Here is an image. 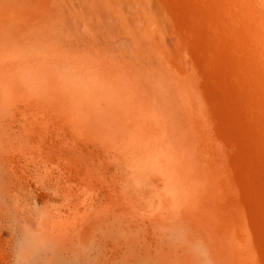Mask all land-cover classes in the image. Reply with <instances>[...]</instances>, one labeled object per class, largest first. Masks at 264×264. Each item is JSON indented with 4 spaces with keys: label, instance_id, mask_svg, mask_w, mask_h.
Returning <instances> with one entry per match:
<instances>
[{
    "label": "bare ground",
    "instance_id": "bare-ground-1",
    "mask_svg": "<svg viewBox=\"0 0 264 264\" xmlns=\"http://www.w3.org/2000/svg\"><path fill=\"white\" fill-rule=\"evenodd\" d=\"M252 1L248 0L247 5ZM258 1L261 5H264V0ZM175 2L174 0H165V6L173 11L176 7ZM240 2L242 1L240 0ZM225 3L226 6L229 5V1L226 0ZM244 4L246 5V2ZM37 5L33 0H0V39L9 41L25 40L33 36V19L38 18L40 10ZM188 5H182L183 10L186 12L191 8L190 5L188 8ZM240 8H238V11ZM262 10L259 13L263 12ZM223 12L225 13V11ZM242 13L241 17H243ZM44 14L46 15V11ZM213 16L215 17V15ZM249 16L251 15L248 13L246 21L250 20ZM229 18L231 17L229 16ZM237 19L240 20V18ZM234 20H236V17ZM237 21L235 24L238 23ZM232 22L234 23L233 20ZM187 23L186 21L185 24ZM193 24L191 23V25ZM253 24L251 27L256 28V23ZM36 25L39 27V24L36 23ZM260 25L262 26V23ZM186 26H189L186 27L187 29H196L194 25L190 27L187 24ZM221 29L225 28L221 27ZM241 29L239 31L242 34V31L245 32L244 26H241ZM194 32L196 31H193V34L189 32V37L184 36L190 38L191 34V38L195 37L193 36ZM233 34L236 36V33ZM226 36H223L224 40ZM237 37L239 38V36ZM245 37L247 39L249 35ZM253 37L254 44L258 47L259 39L255 35ZM166 43L168 42L166 41ZM239 44L241 45V43ZM239 44L236 43V45ZM44 45L46 46V44ZM234 46L232 45V47ZM56 47L47 45L44 50L48 52L37 54L25 50L14 55H0V87L13 93L10 95L15 94L18 96V100L20 97L29 101V103L25 102V104L20 105L5 103L4 97L0 100L4 101V104L3 102L0 103V264H50L51 260L58 261V264H81L83 236L86 234L84 233L86 227L89 226L93 230L90 240L93 241L97 238V243L101 246L102 237L114 235H124L125 237V234L129 233L130 225L139 226L140 224L145 229L140 227V230H135V232L137 231L136 237L139 240L138 244L131 247L126 242L120 241L118 244L112 240L111 245L107 244L108 246H105V249H108L107 252L104 251L106 259L103 264H206L205 257L202 255L203 252L205 253V248L202 247L200 248L201 251L199 250V245H201L199 240L202 238L198 233L189 229L187 216V220L183 216H176L180 210L177 212L178 214L173 212L176 218L172 219L173 214L170 219L172 221H168L165 217L167 220H163L164 218L162 220L157 219L160 220V224L162 221L164 222H162V225L168 221L171 225H182L186 228L179 231L176 236L171 235L175 240L173 243L160 242L161 238L157 237L155 232L146 230V227L152 222L144 219V216L146 218L148 214H144L142 218L129 219L125 213V207L131 204L127 197L129 191L132 190L131 181H140L141 178L143 185L149 180L152 186L156 184L157 187L165 190L166 197L163 196V192L162 195L158 192V195H161L157 196L158 199L163 197L160 198L163 201L166 198L169 203L178 206L184 200L186 203V201L197 197L198 190L200 188L202 190L207 183L210 145L198 131L202 125L194 101L195 87L191 80L186 77L185 71L179 73L180 78H170L161 70L155 69L156 65L148 64L144 68L146 70L144 76L140 75L133 80L126 74L119 73L117 67L115 69L114 66H110L103 58L94 57L89 52L58 53ZM6 49L9 48L6 47ZM6 49L2 52L6 53ZM234 50H237V47ZM10 51L8 50L7 53H15L13 50ZM212 51L214 50L212 49ZM242 52L244 51L242 50ZM179 53L181 52L179 51ZM179 53L177 54L180 55ZM187 54H190V52H187ZM191 54L190 57H192ZM196 56L198 60L201 58L197 54ZM108 57L110 58V56ZM236 57L238 56L234 58L241 59ZM168 60L166 59L165 62ZM182 60H184V57ZM70 61L73 64L75 62V64H71ZM243 61L239 62L243 64ZM155 63L159 64L157 61ZM182 63L179 65L181 66ZM172 66L174 68H171ZM172 66L170 68L174 70L176 66L174 64ZM183 68L181 66L178 70H185L184 66ZM196 68L195 70H197ZM171 69L169 72L173 73ZM232 69L234 68L232 67ZM199 71L197 70V74ZM236 72H239V70L236 69L233 73ZM236 77L238 76L236 75ZM245 77L249 78L246 72ZM257 77H260L258 73ZM245 81L248 84L247 80ZM246 84H244L245 87H253V84L256 86L255 83L252 85ZM2 89L0 88V91ZM254 93L257 92L254 91ZM251 97L253 96L251 95ZM40 99L44 101L51 100L53 104L42 105L39 103ZM260 104L264 106L263 101ZM254 105L256 108L258 107L257 103ZM258 119L261 120V118ZM258 119V123H264V116L262 121L259 122ZM42 124L45 126H42ZM213 128H215L214 125ZM216 134L220 136L217 132ZM36 147L45 150L46 153L34 152ZM70 151L80 152V154L86 152L91 159H100L103 162L96 169V177L100 184L94 187L92 190L93 195L90 197L87 195V187L84 186L86 175L82 173L90 164L82 163L78 165V163L70 164L65 159L64 161L62 158L66 152ZM216 161L218 162V160ZM142 178H145L146 181L144 182ZM138 184L140 187L139 182ZM151 185L148 186V189L152 187ZM157 189L153 191L156 192ZM158 191H160V188ZM153 194L157 195V193ZM153 198L156 199V197ZM126 200L129 203L128 205H126ZM185 203L183 206H185ZM161 204L158 203V205ZM83 205H88L92 210L101 207L104 211L92 212L83 217L80 214ZM164 206L166 208V205L160 206V208H164ZM183 206L181 210H184ZM192 210H189V212ZM195 211L197 212V209L193 210L195 214L190 213L193 217H189L191 219H189V222L193 221L192 218L196 215ZM165 212H167V209ZM156 213L158 212L156 211ZM156 213L154 212V214ZM168 213H171L169 209L166 214L170 215ZM131 214H129L130 217ZM149 218L151 217L148 216ZM181 220H183L182 223ZM170 223H168V226ZM127 237L129 236L127 235ZM122 254H126L124 255L126 257L125 262L121 259ZM89 264L98 263L92 262Z\"/></svg>",
    "mask_w": 264,
    "mask_h": 264
},
{
    "label": "rangeland",
    "instance_id": "rangeland-1",
    "mask_svg": "<svg viewBox=\"0 0 264 264\" xmlns=\"http://www.w3.org/2000/svg\"><path fill=\"white\" fill-rule=\"evenodd\" d=\"M33 1L38 4V9L40 8L39 15L37 16L38 18L33 19L34 28L32 30V34L34 35L25 40L9 41L0 39V55H14L16 53L24 52L25 50H29L37 54L48 52L47 50H44L47 45L54 48L57 45L58 48L60 47V49L56 47V51L58 53L72 51L89 52V54L94 57H100V59L103 58V60L110 66H114L115 69L117 67V71L119 73H123L124 75L126 74L133 80L138 78L140 75L144 76L146 72L144 68L148 64H154L153 66L156 65V67H154L155 69L161 70L170 78H180L181 72L185 71L186 77L191 80L195 87L194 101L196 105L197 115L202 125L200 129H198V131L210 145V156L208 155V157L210 158V161H208L209 174L206 185L204 186V188H202V190L201 188L198 190L196 195L197 197L186 201V203L184 200L183 203L179 204L178 206L169 203L166 198H164L165 201H161L160 198L163 197H160L159 200L157 196L159 197L163 194V196L166 197L165 190L161 187H157L156 184L152 183L154 186L153 188L149 180L146 181L145 178H142L144 182L146 181L143 185L141 183V178L140 181H131L132 190L129 191L127 196L129 203L131 202V204L125 207V213L127 217L129 219H132L134 217L142 218L144 214H148L146 218L144 216V219L151 220L152 222L149 223V226L146 227V230L155 232L156 236L161 238L160 242L163 241L164 243H173L175 240L171 237V235L176 236L179 231L186 229L182 225L177 226L173 223V225H171V223L168 222L172 221L170 219L174 214L173 212H175V214H178L177 212L180 210L179 214L176 216H183L184 219H186L187 216L188 220H186L189 223V229L198 233L202 238L199 240V243L201 244L199 245V250L201 251L200 248L202 247L205 248V253H201L205 257L206 264H264V123L262 124V122H260L262 121V117L264 116V106L260 104V102H264V53H262L264 52V5H261L260 1L258 0H253L254 2H258L254 3L252 1L251 3L249 2L248 5V0H241L242 2H240V0H227L229 1L228 6H226V0H174L176 1L175 10L170 11L169 8L165 6V0ZM238 1L239 3H241L240 5H238ZM245 2L246 5L244 4ZM253 3L256 5H254ZM183 4H189L191 8H189L188 5L189 9L186 12L182 8ZM235 4L238 7H236ZM244 6H246L248 9ZM238 8H240L239 11ZM176 10L178 11L176 12ZM244 10H246L247 12L245 13ZM261 10L263 11L260 12L263 14L262 16L259 13V11ZM45 11L46 15L44 14ZM223 11H225L226 14ZM175 12L176 14H174ZM242 12L245 14H243ZM241 13L243 17H241ZM248 13L251 16H249L250 20L246 21ZM213 15H215V17ZM189 16L190 18H188ZM229 16L231 18H229ZM252 16L254 19L252 18ZM217 17L222 21H218ZM232 17L234 19L236 17V20H234ZM237 18H240L241 21ZM184 19L188 22L187 24H189L190 27L194 25V27L196 26V29H187L189 26H186L187 24H185L186 21H183ZM189 20L195 23L193 24V22H190ZM232 20L234 21V23L232 22ZM224 21L226 22L224 23ZM236 21L239 24H235ZM36 23L39 24V27L36 25ZM191 23L193 25H191ZM211 23L213 24L208 25ZM253 23H256V28L251 27ZM261 23L262 26L260 25ZM240 24L245 28V32L242 31V34L240 31L243 29H241ZM253 26H255V24H253ZM212 27L214 28L211 29ZM221 27L225 29H221ZM247 29L249 31H246ZM193 31L196 32H194L193 36L195 37H192V41L191 34L190 38H186L185 36L187 35V37H189L188 33L192 32L193 34ZM252 32L253 34H251ZM233 33H236V36ZM247 35H249V37L251 38L248 39L249 37H247L246 39L245 36ZM253 35L258 37L259 43L257 45H259L260 47L255 46ZM223 36H226L225 40ZM237 36H239V38ZM166 41L168 43H166ZM189 41H191L192 43ZM227 41L230 44H227ZM37 42L39 43V46ZM51 43L56 45H53ZM236 43H241V45H236ZM44 44H46V46ZM166 44H169L170 46H167ZM204 44H207L208 46L206 45V47ZM232 45L235 46L232 47ZM6 47L9 48L8 50L15 51V53L10 51L11 53L8 54V50L6 49ZM196 47H198L199 49ZM236 47L237 50H234V48L236 49ZM1 48L6 49V53H3L2 51H4V49L2 50ZM211 48L214 51H212ZM239 48L241 49V51ZM242 50L244 52H242ZM176 51L177 53H179L180 51L181 53L179 54L181 56L176 53L178 55L177 56L175 54ZM210 51L212 54L210 53ZM187 52H190V54L192 52V57H190V54H187ZM247 52L249 53L246 54ZM258 53L261 55H259ZM196 54L199 56V58L201 57L199 60ZM244 54V59H246L247 61H243ZM171 55L173 56L170 57ZM107 56H110V58H107ZM235 56H238L236 58L241 59H235ZM183 57L184 60H182ZM191 58L194 59L195 63L194 61L191 62ZM166 59L171 60L165 62ZM231 59H233V62L231 61ZM150 60L152 61L150 62ZM172 60L174 66H176L174 70L171 69L174 68L172 66L173 64L171 63ZM155 61L159 62V64H156ZM239 61H243L245 64H242V62ZM182 62L186 64L183 65ZM180 63H182V68L183 66L185 67V70H178L181 68V66L179 65ZM71 64L73 63L71 62ZM167 64L170 65L167 66ZM233 65L236 67H234ZM243 65H245L246 67ZM170 66L172 67L170 68ZM193 66H196L197 68H195L198 71L201 69L202 70L197 74V70H195ZM250 66L251 68H253L251 69ZM260 66L261 68H259ZM232 67L234 69H232ZM168 68L172 70L171 72H173L174 75L173 73L169 72L170 69ZM235 68L237 69V71L239 70V72L233 73L236 71ZM243 69L246 70L243 71ZM176 70L178 73L176 72ZM245 72L246 75L252 79L249 80V78L245 77ZM257 73L260 77H257ZM235 74L238 77H236ZM245 80H247L248 84H246ZM253 83H255L256 86ZM244 84H253V87L246 86L249 90L248 91ZM226 86H228L229 88H226ZM243 86L244 88H242ZM0 88L2 89V87ZM232 88H234L235 90ZM258 90L259 93L261 92V94L258 93ZM254 91L257 93H254ZM0 93H2L0 95V100L2 99V97H4L3 100H6L5 103L20 105L25 104V102L29 103V101H26L25 99L20 97L18 100V96H16L15 94L13 96L10 95L13 93L7 91L6 89H2ZM251 95L255 98L253 99ZM3 100L0 101V103L3 102L4 104ZM39 103H41L42 105L53 104L51 100L44 101L42 99H40ZM255 103L258 104L257 108L254 105ZM258 109L260 111L262 110V114ZM257 114L258 116H256ZM260 115L263 116L261 117ZM258 118H261V120ZM257 119L260 123L257 122ZM258 124L262 126L260 127ZM213 125L215 128H213ZM42 126L45 125L42 124ZM216 132L221 137L218 136ZM219 147L221 149H218ZM34 152H42L44 154L46 153L45 150L41 148L39 149L38 147L34 149ZM62 159H65L70 164H90L88 168L83 170L82 173L86 175L84 186L87 187V195L88 197L93 195L92 190L95 186L97 187V185L100 184L99 180L96 177V169L99 168L103 162L100 159H91L86 154V152H82V154H80V152L74 151L66 152L65 156ZM216 160H218V162ZM138 182L140 183V187L142 186L141 188L139 187ZM149 184L152 187H149L148 189V186H150ZM159 188L160 191H158ZM156 189L157 191L154 192ZM158 192L159 194H161L162 192L163 193L161 195H158ZM153 193H157V195ZM153 197H156V199ZM157 202L162 204L158 205ZM126 203V205L129 204L127 200ZM184 203L186 207L183 206ZM188 204L190 207L188 206ZM163 205H166V208L165 206L164 208H160V206ZM156 206H158L157 209ZM182 206L184 207V210H181ZM193 207V210L197 209V212L195 211L196 215H194V218H192L193 221L189 222V219L193 217V215L191 214H195L192 210ZM166 209L167 212L169 209L171 213L168 214L170 215L166 214ZM101 210L104 211V209L101 207L92 210L88 207V205H83L80 214L84 217L91 214L92 212L99 213ZM189 210L192 211L189 212ZM152 211H154L155 213L157 211L158 213L154 214V212ZM161 211H163L162 214ZM130 213H132L134 216L131 214L130 217ZM175 214L173 215L172 219L176 218ZM148 216L151 218L148 219ZM164 217L167 218L168 221L165 222L166 224H163V227V221L160 224V220H162ZM158 218H160L159 221L157 220ZM165 218L163 220H167ZM182 222L183 220H181V223ZM168 223H170L169 226ZM130 227L131 228H129V233L127 232L125 234V237L124 235L102 237V241L100 243L101 246L97 243V238L93 239V241L90 240L93 230L89 226L86 227L87 229L84 231V233L86 234L83 236L81 264H89L92 262L103 264L106 259L105 252H107L108 249H105V246H108L107 244L111 245L112 240L113 242H116L118 244L120 243V241L124 243L126 242L129 246L135 247L139 242L136 237L137 231L141 228L145 229V227L141 226V224L139 226L130 225ZM135 230L137 231L135 232ZM96 233L98 234L99 232ZM127 235L129 237H127ZM126 239L128 242L126 241ZM124 255L126 254H122V258H120L125 262L126 257ZM51 261L52 262H50V264H58V261Z\"/></svg>",
    "mask_w": 264,
    "mask_h": 264
}]
</instances>
